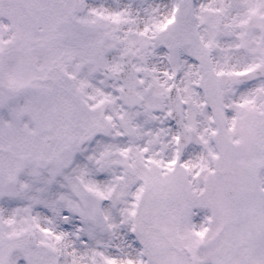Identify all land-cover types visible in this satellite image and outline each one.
<instances>
[{
	"label": "snow or ice",
	"instance_id": "6c2138e0",
	"mask_svg": "<svg viewBox=\"0 0 264 264\" xmlns=\"http://www.w3.org/2000/svg\"><path fill=\"white\" fill-rule=\"evenodd\" d=\"M0 264H264V0H0Z\"/></svg>",
	"mask_w": 264,
	"mask_h": 264
}]
</instances>
